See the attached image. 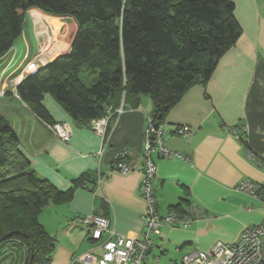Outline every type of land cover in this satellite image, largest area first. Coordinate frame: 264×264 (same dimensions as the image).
Listing matches in <instances>:
<instances>
[{"label": "crops", "instance_id": "0c3cea01", "mask_svg": "<svg viewBox=\"0 0 264 264\" xmlns=\"http://www.w3.org/2000/svg\"><path fill=\"white\" fill-rule=\"evenodd\" d=\"M234 3V14L243 30L240 38L223 54L208 82L187 89L161 124L164 144L182 156L152 154L157 164L154 185L159 214L166 215L171 205L184 198L202 209L203 215L188 227L163 224L160 232L152 235L145 264H181L189 251H209L219 240L235 242L246 226L264 221L263 200L236 188L242 179L264 186V0ZM38 28L35 18L25 15L23 33L0 58V112L40 177L64 191L74 180L85 177L69 200L50 202L39 216L52 235L66 242L56 240L51 264H71L73 258L90 249L101 255L102 241L109 235L105 232L103 240H93L87 234L85 240L88 229L80 220L83 216H105L116 235L142 237L147 208L141 190L145 129L154 102L146 94L138 104L134 96L126 101L122 97L119 105H114L122 111L111 116L101 136L92 122L73 119L47 93L43 101L52 119L71 126L70 139H61L21 99L17 86L45 62L68 52L74 35L64 46L58 44L59 36L48 32L56 46L49 43L50 49L42 50L40 41L48 38L45 33L41 36ZM183 126L190 130L178 135L176 130ZM123 151L131 167L127 173L114 165Z\"/></svg>", "mask_w": 264, "mask_h": 264}, {"label": "trees", "instance_id": "16d2710c", "mask_svg": "<svg viewBox=\"0 0 264 264\" xmlns=\"http://www.w3.org/2000/svg\"><path fill=\"white\" fill-rule=\"evenodd\" d=\"M31 8L78 24L70 50L17 86L21 99L48 123L55 121L43 101L47 93L83 124L103 116L109 103L118 106L122 97L134 96L138 104L146 94L155 122L162 124L187 89L208 82L243 31L234 0H0V58L23 33ZM85 71L90 83L82 78ZM84 178L64 191L40 177L0 112V245L7 247L0 264L52 263L56 239L40 213L52 201L69 200ZM190 205L183 198L169 212L184 216Z\"/></svg>", "mask_w": 264, "mask_h": 264}, {"label": "built area", "instance_id": "2783aa9c", "mask_svg": "<svg viewBox=\"0 0 264 264\" xmlns=\"http://www.w3.org/2000/svg\"><path fill=\"white\" fill-rule=\"evenodd\" d=\"M121 111L122 108L116 109L113 103H109L106 106V113L92 120L94 131L104 136L111 116L115 112ZM49 126L61 139H70L72 130L69 122L55 121L49 123ZM189 130V127L183 126L179 127L176 133L184 135ZM163 133L162 125L156 126L153 114L148 115L145 129V164L141 181L142 195L147 202L144 214L146 224L142 237L116 235L114 229L109 227V219L105 216L97 214L83 216L80 220L86 224L88 234L93 240H103L105 232H108L109 235L102 241L103 253L101 255H97L94 249H90L73 258L71 264H145L153 243L152 235L159 233L163 224L188 227L193 219L203 215V210L195 204L190 205L189 213L184 216H179L175 212H168L162 216L158 212L154 185L157 164L152 154L154 151H158L163 156H182L164 144ZM249 155L252 157L253 153L250 152ZM125 156L126 151H123L114 163L123 173H127L131 169L124 159ZM236 188L239 191L258 196L264 202V186L262 184L250 179H242ZM182 264H264V221L246 226L235 242L228 243L219 240L209 251L201 249L189 251L183 257Z\"/></svg>", "mask_w": 264, "mask_h": 264}, {"label": "rangeland", "instance_id": "374dc122", "mask_svg": "<svg viewBox=\"0 0 264 264\" xmlns=\"http://www.w3.org/2000/svg\"><path fill=\"white\" fill-rule=\"evenodd\" d=\"M26 15H27V17H32V18L34 17L35 18L36 23L39 26L38 29H40V33H42L41 36L45 33L46 38H48L49 37L48 34H47L48 32H50L51 35L55 34V35H57V37L59 36L58 38H59L60 41H57V42H59L58 44H62V41L65 42L66 40L71 39L72 35H74L76 33L77 24L75 23V20L72 17H70V16L53 15V14H50V13H46V12H44L43 10H41L39 8H31V9H29L27 11V14ZM60 19H61V21H59ZM60 23L63 24V25L61 26ZM59 25L61 27L60 28L61 33H59V35H58ZM51 39L52 38H48V41L46 39L45 42L40 41V43H41V49L42 50H48V49H50V48H47V45L49 43H52V40ZM70 42H71V40H70ZM53 45L56 46V44H53ZM41 56L42 55L36 56V58L39 59ZM82 76H83L82 78L85 79L86 83H90L91 82L92 75H90L87 71L82 72ZM87 234H88V232L85 231L84 232V235H83L84 236L83 238L85 240H87L86 239V235ZM52 236L56 240L60 241V244L61 243H63V244L66 243V242H64L62 240V238L59 240V238L57 239L56 236H54V235H52ZM6 251H7V247H5V245L1 244L0 245V252H6ZM80 252H82V251H80ZM16 253L17 252H15L13 254L12 253H9L10 254V258H13L14 255H17Z\"/></svg>", "mask_w": 264, "mask_h": 264}, {"label": "bare ground", "instance_id": "6f19581e", "mask_svg": "<svg viewBox=\"0 0 264 264\" xmlns=\"http://www.w3.org/2000/svg\"><path fill=\"white\" fill-rule=\"evenodd\" d=\"M73 37V36H72ZM71 39L66 40L65 42L62 41V44L67 46ZM60 41V40H59ZM55 53V52H54ZM53 54V53H52ZM23 74V73H22Z\"/></svg>", "mask_w": 264, "mask_h": 264}, {"label": "water", "instance_id": "95a60500", "mask_svg": "<svg viewBox=\"0 0 264 264\" xmlns=\"http://www.w3.org/2000/svg\"><path fill=\"white\" fill-rule=\"evenodd\" d=\"M47 63H49V62H45L44 65L47 64ZM159 125L160 124L158 122H156V126H159Z\"/></svg>", "mask_w": 264, "mask_h": 264}]
</instances>
